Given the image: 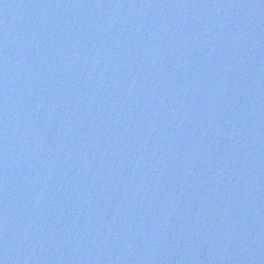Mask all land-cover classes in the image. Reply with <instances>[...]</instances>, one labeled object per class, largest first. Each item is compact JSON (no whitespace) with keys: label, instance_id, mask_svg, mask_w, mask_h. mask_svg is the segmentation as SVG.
<instances>
[{"label":"water","instance_id":"95a60500","mask_svg":"<svg viewBox=\"0 0 264 264\" xmlns=\"http://www.w3.org/2000/svg\"><path fill=\"white\" fill-rule=\"evenodd\" d=\"M0 264H264V0H0Z\"/></svg>","mask_w":264,"mask_h":264}]
</instances>
